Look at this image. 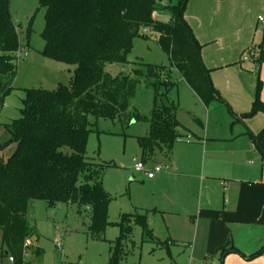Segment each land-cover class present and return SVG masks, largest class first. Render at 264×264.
Masks as SVG:
<instances>
[{
  "label": "trees",
  "instance_id": "1",
  "mask_svg": "<svg viewBox=\"0 0 264 264\" xmlns=\"http://www.w3.org/2000/svg\"><path fill=\"white\" fill-rule=\"evenodd\" d=\"M189 1L39 0L45 9L43 55L73 71L68 86L26 90L21 117L6 126L11 137L0 143L1 247L13 264L24 262L31 248L26 242L38 236L27 221L28 206L37 199L44 200L49 208L75 204L80 214L89 212L87 234L91 239H102L111 225L119 227V237L111 242L108 264H122L124 243L135 226L154 237L147 216L138 212L124 214L116 224L110 222L108 208L114 198L103 185L107 165L87 158L90 117L148 123L147 134L138 137L144 164L157 153L169 155L180 140V131H187L173 104H155L149 117L137 115L132 102L138 80L125 74L113 76L106 70L109 65L128 63L134 40L148 41L147 32L159 36V46L169 55L170 67L160 71L177 70L206 107L213 101L227 104L212 83L211 72L202 60L203 46L186 19ZM10 3L0 0V105L17 77L21 49ZM159 13H168L170 20H159ZM256 61L261 62V58ZM152 69L156 72L155 67ZM135 73L137 78L143 72ZM152 79L157 88L163 85L157 73ZM261 91L259 77L252 112L236 116L239 120L264 113ZM251 136L264 154V129ZM12 145L15 149L7 156L6 150ZM220 251L225 252L223 248ZM263 252L264 246L253 257Z\"/></svg>",
  "mask_w": 264,
  "mask_h": 264
},
{
  "label": "rangeland",
  "instance_id": "2",
  "mask_svg": "<svg viewBox=\"0 0 264 264\" xmlns=\"http://www.w3.org/2000/svg\"><path fill=\"white\" fill-rule=\"evenodd\" d=\"M10 15L18 28L23 51L16 62L17 77L13 82L12 90L0 105V143H5L11 137L6 126L21 117L26 90L32 88L54 90L59 84L68 86L73 71V68L43 55L45 41L42 33L45 29V9L40 7L39 0H11ZM259 15L264 17V9L260 8L253 13L254 18ZM157 17L164 22L170 20L168 13H159ZM253 17L250 18V22L254 21ZM147 33L148 41L141 38L134 40L128 63L109 65L106 69L113 76L125 74L138 80L132 110L141 117H149L155 104L160 106L173 104L178 109V118L182 124L192 132L206 129L208 114H210V129L214 132L216 131L212 126L216 123L220 125L229 122L228 117L232 116V112L228 104L217 105L216 102L208 108L201 103L177 70H159L170 67V58L159 46V36L156 33ZM263 33L264 25L259 24L254 41L258 47H262ZM256 63L252 61L245 67L261 80V66ZM153 67L156 68L155 73L159 75V81L163 84L158 88L150 77V70ZM137 70L143 73L136 78ZM156 93L159 94L157 98ZM198 120L203 122L204 129L200 128ZM90 123L92 132L87 144V158L90 162L107 165L103 185L114 198L108 208L110 222L116 224L121 221L124 214L135 215L138 212L147 216L148 225L154 235V239L150 238L144 235L139 226H135L129 239L124 243L122 264H188L182 258L177 259L176 253L182 250V244L169 240L167 227L170 222H191L192 213L186 214L185 211L197 210L198 188L193 189L191 204L185 208L173 193L177 191L180 180H185L187 176L179 179L180 175H178L174 179L160 180L168 175V172L164 171L156 176L157 181L154 183L153 180L145 179L141 171L135 170V164L143 161L138 137L147 134L148 123L142 120L129 123L125 120L97 119L92 116ZM230 123H233V119ZM190 143L192 142L186 137L181 138L170 153L169 159H166V154L157 153L145 161L146 169L150 170L164 162L171 164L174 157L187 153L185 150L191 146ZM14 149V145L10 146L6 150V155H10ZM191 150L194 157L198 156L196 154L199 153H195L192 146L188 152ZM247 161L250 162L251 167L264 164L259 155L250 157ZM184 170L182 167V171ZM251 175L252 173H242V177L246 178ZM212 180L216 185L208 180V188L213 194L208 192L207 195L210 199L215 198L219 202L223 197V191L218 180ZM162 207H167L173 213L159 212ZM203 207H206L204 201ZM27 221L30 226L36 228L38 236L32 239L33 246L22 264H108L112 249L111 242L120 235L119 227L111 225L102 239H91L87 234L91 214L89 212L80 214L75 204L49 208L44 200H33L28 206ZM59 245L62 246L61 250L58 249ZM1 246L2 230L0 229V264H13L12 260L3 254ZM169 248H172L173 259L169 256Z\"/></svg>",
  "mask_w": 264,
  "mask_h": 264
},
{
  "label": "crops",
  "instance_id": "3",
  "mask_svg": "<svg viewBox=\"0 0 264 264\" xmlns=\"http://www.w3.org/2000/svg\"><path fill=\"white\" fill-rule=\"evenodd\" d=\"M260 8L264 9L263 0H190L185 13L203 46L202 60L211 72L212 83L232 112L229 122L212 126L216 132L210 129V114L206 129L192 132L182 124L177 112L179 122L187 130L180 131V139L190 140L193 151L199 154L194 157L192 150L188 152L191 146H186L187 153L183 156L174 157L171 164L162 163L169 169L168 175L160 180L187 176L180 180L173 193L181 200V206L187 208L191 204L192 191L198 188L197 210L185 211L192 213L191 222H170L167 227L169 240L182 244V250L176 253L177 259L182 258L188 264H264V252L253 257L264 246V164L251 167L247 161L256 155L264 161L263 152L251 136H257L264 129V113L240 120L236 117L248 114L253 108L259 77L245 66L257 62V56L261 58L256 64L261 66L260 72L262 70L260 99L264 103V33L262 47L254 42L258 25H264V17H253ZM251 17L253 22H250ZM250 50L255 52V58L243 62V55ZM212 103L220 105L221 102ZM198 121L204 129L203 122ZM261 144L264 147V138ZM169 158L170 154L166 156ZM245 172L252 173L249 179L242 177ZM156 176L148 179L144 175V178L155 183ZM212 179L218 180L223 191L219 202L207 195L212 193L208 188V180L214 183ZM161 211L173 213L167 207H162ZM222 248L225 252L220 251ZM168 252L173 259L172 248Z\"/></svg>",
  "mask_w": 264,
  "mask_h": 264
},
{
  "label": "built area",
  "instance_id": "4",
  "mask_svg": "<svg viewBox=\"0 0 264 264\" xmlns=\"http://www.w3.org/2000/svg\"><path fill=\"white\" fill-rule=\"evenodd\" d=\"M261 21H263V19L261 18ZM23 51V49H20V51L18 52L17 56L19 58L21 52ZM255 58V52L253 50H250L247 54H244L243 57H242V61L243 62H248L252 59ZM135 170H138V171H141L144 173V175L148 178V179H153L155 178V176L157 174H160L164 171H167L169 169V166L168 165H157L155 166L154 168L150 169V170H147L146 169V165L143 163V162H139V163H136L135 166H134ZM26 246L27 247H30L32 246V242L31 240H28L26 242ZM58 249H62V246H58ZM26 256H28V253L26 254ZM12 260V259H11ZM13 261V260H12Z\"/></svg>",
  "mask_w": 264,
  "mask_h": 264
},
{
  "label": "water",
  "instance_id": "5",
  "mask_svg": "<svg viewBox=\"0 0 264 264\" xmlns=\"http://www.w3.org/2000/svg\"><path fill=\"white\" fill-rule=\"evenodd\" d=\"M72 73V72H71ZM150 77L151 78H155L156 77V73L154 72L153 69L150 70Z\"/></svg>",
  "mask_w": 264,
  "mask_h": 264
}]
</instances>
